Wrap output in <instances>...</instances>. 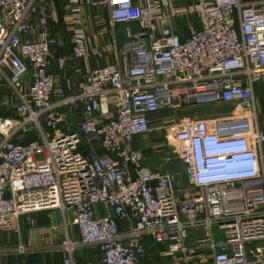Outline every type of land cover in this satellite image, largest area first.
<instances>
[{"label": "built area", "instance_id": "1", "mask_svg": "<svg viewBox=\"0 0 264 264\" xmlns=\"http://www.w3.org/2000/svg\"><path fill=\"white\" fill-rule=\"evenodd\" d=\"M35 1L0 0V82L11 96L0 117V232L25 252L20 222L34 227L35 214L58 210L79 235L61 243L62 264H75L81 248L99 253L85 264H264V132L238 115L252 106L253 86L264 87V0H106L111 24L137 31L72 93L52 71L56 38L33 30ZM74 24L79 60L89 38ZM215 103L232 106L230 115L167 127L156 168L133 147L162 110ZM174 154L182 199L167 170ZM234 155L233 166L205 168Z\"/></svg>", "mask_w": 264, "mask_h": 264}, {"label": "crops", "instance_id": "2", "mask_svg": "<svg viewBox=\"0 0 264 264\" xmlns=\"http://www.w3.org/2000/svg\"><path fill=\"white\" fill-rule=\"evenodd\" d=\"M72 1L36 0L32 16L35 34L44 30L56 38L57 43L52 48V71L56 76L57 84L65 93L76 91L82 84L83 76L87 72L115 62V48L119 45V42H124L127 38L133 36L129 28L126 29V39L118 35L116 28L119 27L118 30H120V27L123 26L111 24L109 14L104 5L101 4L106 0H92L93 3L97 4L96 6H79L77 7L78 12H76V7H73ZM137 1L133 0L134 3ZM144 1L147 2L148 0ZM77 17L82 23L81 28L84 29L85 34L89 38L87 47L88 56L83 59L72 60L70 38L75 32L76 26L74 23ZM180 24L181 22L177 23L178 26ZM179 31L181 37L184 38L186 34L184 30L179 28ZM231 111L232 106L222 103L193 105L183 107L175 112L162 110L152 121H154L155 126L158 124V130L166 133L169 125L176 124L180 120L212 121L230 115ZM238 115L240 118H250L254 129L264 132L263 86L260 84L253 86L252 106L239 112ZM145 136L135 138L133 147L141 149L150 166L156 168V159L154 157L164 155L165 150L155 147L157 145L155 142L157 141L153 137L147 139L149 136ZM256 152L259 157L264 159V143L260 147H257ZM167 170L174 175L176 197L182 199L186 188L183 175L184 168L175 154L172 155V161L167 166ZM94 212L96 216L101 217L105 215V212L100 207H96ZM33 217L36 222L34 227L27 226L24 221L20 222L21 243L27 248L26 252L31 255L30 264H34L33 262H37L36 264H62V255L59 251L61 242L66 237L71 242L79 241L77 228L72 222V214H62L58 210H53L35 214ZM15 241L18 243L16 236ZM149 253L152 254V249H149ZM32 255L45 256L47 261H35L36 259L33 260ZM73 257L75 264H85L87 260H98L99 253L94 249L81 248L73 253ZM174 261L168 258L167 262L168 264H175Z\"/></svg>", "mask_w": 264, "mask_h": 264}, {"label": "rangeland", "instance_id": "3", "mask_svg": "<svg viewBox=\"0 0 264 264\" xmlns=\"http://www.w3.org/2000/svg\"><path fill=\"white\" fill-rule=\"evenodd\" d=\"M186 22L185 24H181L179 25L181 28L185 27V25L189 22V18L185 19ZM192 24H194V27H197V22L195 20V17L193 16L191 18ZM183 25V26H182ZM123 27H120V30H118L119 27H117V33L119 36H122L124 39L125 38V33H126V29L129 28L130 32L132 35H134L137 31V26L135 24H130V25H121ZM135 26V29H134ZM136 30V31H135ZM124 35V36H123ZM129 40V38H127L125 41ZM123 43V41L119 42V45H121ZM10 101H11V96L9 94V89L8 86L5 82H0V117H7L10 115L11 112V108H10ZM5 105H2V104ZM154 125V124H153ZM158 124H156V126L154 125L152 129V131L145 137H148L147 139H150L153 137V139L157 142H155V144H157L155 147H158L160 149H164L166 150L168 147L166 146V142H165V132L162 130H158L157 129ZM230 164V163H229ZM221 168H226V165H222L218 170H220ZM172 171V169H171ZM217 171V170H216ZM182 175V174H181ZM0 264H30V260H31V255L28 252H21L20 250H18V243L15 241V235L10 232H0ZM64 242V240L62 241ZM61 242V243H62ZM32 259H36L35 261H47V258L45 256H34L32 255ZM14 262V263H13ZM34 264H36L37 262H33ZM42 264V263H41Z\"/></svg>", "mask_w": 264, "mask_h": 264}, {"label": "clouds", "instance_id": "4", "mask_svg": "<svg viewBox=\"0 0 264 264\" xmlns=\"http://www.w3.org/2000/svg\"><path fill=\"white\" fill-rule=\"evenodd\" d=\"M238 156L234 155L231 156L229 158H225V159H208L205 162V168L210 171V172H214L216 170H218L222 165L228 164V163H234L236 161H238Z\"/></svg>", "mask_w": 264, "mask_h": 264}, {"label": "bare ground", "instance_id": "5", "mask_svg": "<svg viewBox=\"0 0 264 264\" xmlns=\"http://www.w3.org/2000/svg\"><path fill=\"white\" fill-rule=\"evenodd\" d=\"M211 159H213V158H211ZM206 160H208V159H206ZM205 162H206V161H205ZM234 164H235V162H234V163H231V164L228 163V164H225V165H226V167H227V166H233ZM214 172H216V171H214Z\"/></svg>", "mask_w": 264, "mask_h": 264}, {"label": "water", "instance_id": "6", "mask_svg": "<svg viewBox=\"0 0 264 264\" xmlns=\"http://www.w3.org/2000/svg\"><path fill=\"white\" fill-rule=\"evenodd\" d=\"M70 119H71V121H72V122H74V119H73V117H72V116H71V118H70Z\"/></svg>", "mask_w": 264, "mask_h": 264}]
</instances>
